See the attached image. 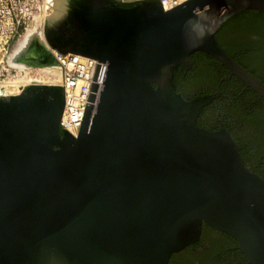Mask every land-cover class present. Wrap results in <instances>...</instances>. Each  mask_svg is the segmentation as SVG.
<instances>
[{"label": "water", "instance_id": "water-1", "mask_svg": "<svg viewBox=\"0 0 264 264\" xmlns=\"http://www.w3.org/2000/svg\"><path fill=\"white\" fill-rule=\"evenodd\" d=\"M49 0L44 39L107 63L77 135L60 124L64 85L0 96V264H169L205 224L264 264V177L228 128L198 124L218 94L187 100L173 82L203 51L264 97V82L217 41L264 0ZM27 46L14 60L29 66ZM92 90H97L96 83Z\"/></svg>", "mask_w": 264, "mask_h": 264}, {"label": "trees", "instance_id": "trees-1", "mask_svg": "<svg viewBox=\"0 0 264 264\" xmlns=\"http://www.w3.org/2000/svg\"><path fill=\"white\" fill-rule=\"evenodd\" d=\"M134 4L136 3H120L121 6ZM216 39L244 68L264 82L263 11H241L222 25L216 33ZM190 59V67L181 64L175 70L173 82L177 91L184 98L190 95V101L218 94L211 104L202 109L198 124L210 130L219 129L220 124L230 129L242 146L241 152L247 165L264 177V97L258 96L256 91L236 75L223 79L230 75V70L217 58L203 51H196L191 54ZM246 143L256 145L254 154H249ZM204 228L205 232L215 230L208 224ZM218 236L221 244L225 240L237 242L222 231L218 232ZM192 246L194 245L188 246L184 251L189 252ZM218 252L222 253V250L214 246L213 254ZM179 254L181 252L174 253L172 258ZM241 254L244 256V253Z\"/></svg>", "mask_w": 264, "mask_h": 264}, {"label": "built area", "instance_id": "built-area-1", "mask_svg": "<svg viewBox=\"0 0 264 264\" xmlns=\"http://www.w3.org/2000/svg\"><path fill=\"white\" fill-rule=\"evenodd\" d=\"M168 1L171 7H174L184 0ZM161 3L164 6L165 0ZM49 9V0H0V96L6 95L7 90L15 88L13 82L27 69L26 66L18 64L20 61L10 57L12 40L24 24L36 16L46 15ZM50 51L54 64L38 67L39 69L43 67L41 69L44 70L48 68L59 70L60 77L50 76V82L64 85L65 107L60 124L72 135H77L92 92L95 94L94 105L98 101L107 63L77 53L69 52L62 56L55 49L50 48ZM34 83L36 81L31 84ZM94 83L97 85L96 91L92 90Z\"/></svg>", "mask_w": 264, "mask_h": 264}, {"label": "flooded vegetation", "instance_id": "flooded-vegetation-1", "mask_svg": "<svg viewBox=\"0 0 264 264\" xmlns=\"http://www.w3.org/2000/svg\"><path fill=\"white\" fill-rule=\"evenodd\" d=\"M138 2L139 1L122 2L121 0H111V4H115V5H120V3H138ZM34 45L35 47L29 49V51L26 54V57H29V59L27 60L34 62L35 64H43L44 62L52 58L49 46L40 45L37 43H35ZM185 98L189 100L190 95H186ZM216 118L218 120V116ZM223 127L225 126L222 124L219 125V129ZM245 147L247 148L250 155L256 152V145L253 143H246ZM219 231L220 230L215 228V230H208V232L207 231L205 232V228H203L199 240L194 244H192L194 246H192L190 251L185 252L183 249L182 251H180L181 254H179V256H176L175 258H172L173 257L172 255L169 264H251L247 256L245 254L244 256L241 254L242 251L239 249L238 242L235 243L234 241L229 242L225 240L221 244L220 238L218 236ZM203 235H205V237H203ZM214 246L218 250H222V253L218 252L216 254H213ZM245 258H247V260Z\"/></svg>", "mask_w": 264, "mask_h": 264}, {"label": "rangeland", "instance_id": "rangeland-1", "mask_svg": "<svg viewBox=\"0 0 264 264\" xmlns=\"http://www.w3.org/2000/svg\"><path fill=\"white\" fill-rule=\"evenodd\" d=\"M123 2V0H121ZM164 0H161V2ZM49 11L46 15H39L36 16L34 19L28 21L26 24H24L20 29L15 38L12 40L11 47H10V57L15 58L16 55L24 48V46H27L28 49H31L35 47L33 40L35 37L39 39L40 41H43L45 43L44 39V29L46 26V19L47 16L51 15L53 11L52 5L49 3ZM53 49V48H52ZM24 63V62H23ZM23 63L18 62V64H22V66H26V71L22 72L21 79L25 81H29L31 78L36 79V83H45V84H51L50 75L45 74L44 69H41L43 67L38 66H29V65H23ZM46 67V66H45ZM27 75V76H26ZM43 76V77H42ZM18 77V79H20ZM42 80V81H41ZM31 82V81H29ZM32 83V82H31ZM29 83V85L31 84ZM21 91H19L20 93Z\"/></svg>", "mask_w": 264, "mask_h": 264}, {"label": "bare ground", "instance_id": "bare-ground-1", "mask_svg": "<svg viewBox=\"0 0 264 264\" xmlns=\"http://www.w3.org/2000/svg\"><path fill=\"white\" fill-rule=\"evenodd\" d=\"M182 1V0H181ZM172 5H171V3L168 1V0H165V3H164V7L165 8H169V7H171ZM44 73L45 74H48L49 73V75L50 76H53L54 78H56V77H60V73H59V70L57 69V68H48V69H46L45 71H44ZM27 76V75H26ZM43 77V76H42ZM38 78H36V79H33V78H31L29 81H32V82H35V81H38L37 80ZM29 81H25V80H23V79H17V80H15L14 82H13V84H14V87L15 88H13V89H9V90H7L6 92H5V94L6 95H16V94H19V91H21L22 89V87L24 86V85H27V84H29V83H31V82H29ZM40 81V80H39ZM42 81V80H41ZM41 83V82H40Z\"/></svg>", "mask_w": 264, "mask_h": 264}]
</instances>
